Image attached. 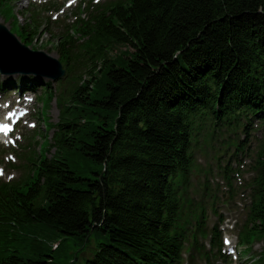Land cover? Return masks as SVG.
I'll list each match as a JSON object with an SVG mask.
<instances>
[{
    "label": "trees",
    "instance_id": "16d2710c",
    "mask_svg": "<svg viewBox=\"0 0 264 264\" xmlns=\"http://www.w3.org/2000/svg\"><path fill=\"white\" fill-rule=\"evenodd\" d=\"M12 1L0 0V14L31 46L60 6L32 3L20 26ZM90 2L87 20L77 17L58 44L66 77L81 53L90 66L46 127L54 153L41 150L24 179L0 182V264H54L68 241L91 237L101 238L91 258L69 264H225L217 225L202 214L184 220L193 139L212 125L240 129L247 141L253 121L263 136L238 236L247 253L263 242L255 263L264 264V0ZM18 82L0 89L41 86L47 108L50 82Z\"/></svg>",
    "mask_w": 264,
    "mask_h": 264
},
{
    "label": "rangeland",
    "instance_id": "374dc122",
    "mask_svg": "<svg viewBox=\"0 0 264 264\" xmlns=\"http://www.w3.org/2000/svg\"><path fill=\"white\" fill-rule=\"evenodd\" d=\"M87 1L82 0L80 12H77L79 0H47V2L57 3L60 10L45 15L50 17V22L46 29L41 30L40 35L32 45L28 47L34 51H43L45 54L58 59V44L61 37L65 35L68 26L74 23L77 17L87 20L88 12H85ZM111 1L123 0H91L90 3L100 5ZM40 2L43 0H13L10 2L11 12L17 19V24L23 26L25 22L30 23L27 11L30 10L32 3L39 4ZM13 21L12 18L5 21L4 16L0 14V23L9 30L11 28L10 23ZM69 33L75 37L70 31ZM78 47V45L73 44L70 48V51L76 56L80 51ZM121 50L123 51L124 48ZM77 58L79 59L78 65L71 75L69 77L64 76L56 82L38 76L36 78L33 75H0V85L11 80L14 86H19L18 79L23 76L26 79H32V81L36 80L42 85L50 82L53 92L52 100L45 108L42 100H39L40 97H43L41 86H36V93L31 94L32 102L29 105L30 114L28 116L29 125L34 126V128L30 129L24 123H19L15 128L16 137L12 138L11 141L9 139L10 142H14V145H0V182H16L24 179L31 173H28L29 163H33L34 157L41 150L46 149L44 154L48 158L53 155L54 149L48 148L47 143L50 142L54 129L46 127L58 121V100L60 97L68 98L72 87L88 78L85 75V71L90 66L88 55L81 53ZM21 101L23 102V99L18 98V90L14 91V88L11 87L5 91L0 89V121L7 120L12 110L18 111L16 104ZM10 102L12 106H9ZM41 112L43 113L41 114ZM255 127H257L256 130L252 131L253 137L247 141L240 129L220 128L212 125L201 126L193 139L194 159L188 187L190 203L185 205L186 219L184 220L191 221L192 215L199 216L198 214H202L205 220L204 225L210 228L215 224L217 225L222 235V250L226 255L225 264H256L255 262L263 248V242H256L252 248L250 247V252L247 253L246 247L239 245L238 236L239 228L245 219V207L249 202V185L254 177L250 165L254 161L257 146L263 136L261 126L258 122L253 121V129ZM239 141L245 142L246 149L243 153L235 151L234 144ZM7 143L9 142L7 141ZM229 190H231L230 193ZM225 239L231 242L230 248L226 247ZM100 241L101 238L91 237V241L85 246H81L73 240L68 241L59 258L54 259V264H69L75 255L79 262H82L84 257L91 258ZM235 246L236 253L234 255L230 249ZM80 250L83 251L79 254Z\"/></svg>",
    "mask_w": 264,
    "mask_h": 264
},
{
    "label": "water",
    "instance_id": "95a60500",
    "mask_svg": "<svg viewBox=\"0 0 264 264\" xmlns=\"http://www.w3.org/2000/svg\"><path fill=\"white\" fill-rule=\"evenodd\" d=\"M0 74L34 75L56 82L65 76V70L58 59L31 50L0 23Z\"/></svg>",
    "mask_w": 264,
    "mask_h": 264
},
{
    "label": "snow or ice",
    "instance_id": "6c2138e0",
    "mask_svg": "<svg viewBox=\"0 0 264 264\" xmlns=\"http://www.w3.org/2000/svg\"><path fill=\"white\" fill-rule=\"evenodd\" d=\"M226 243H227V241H226Z\"/></svg>",
    "mask_w": 264,
    "mask_h": 264
}]
</instances>
